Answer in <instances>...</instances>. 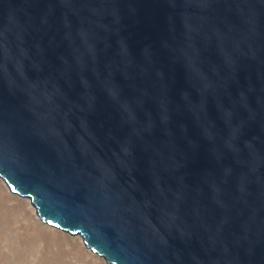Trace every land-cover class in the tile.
<instances>
[{"label": "water", "instance_id": "water-1", "mask_svg": "<svg viewBox=\"0 0 264 264\" xmlns=\"http://www.w3.org/2000/svg\"><path fill=\"white\" fill-rule=\"evenodd\" d=\"M0 183L103 264H264V0H0Z\"/></svg>", "mask_w": 264, "mask_h": 264}, {"label": "rangeland", "instance_id": "rangeland-1", "mask_svg": "<svg viewBox=\"0 0 264 264\" xmlns=\"http://www.w3.org/2000/svg\"><path fill=\"white\" fill-rule=\"evenodd\" d=\"M84 249L80 239L47 230L29 202L10 197L0 183V264H103Z\"/></svg>", "mask_w": 264, "mask_h": 264}]
</instances>
